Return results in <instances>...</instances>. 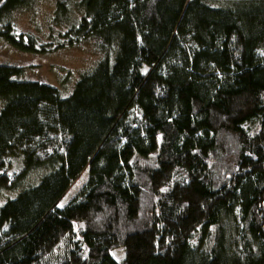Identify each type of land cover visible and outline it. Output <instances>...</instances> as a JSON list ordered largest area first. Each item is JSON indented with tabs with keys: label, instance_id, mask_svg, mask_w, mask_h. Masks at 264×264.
Returning <instances> with one entry per match:
<instances>
[{
	"label": "trees",
	"instance_id": "obj_1",
	"mask_svg": "<svg viewBox=\"0 0 264 264\" xmlns=\"http://www.w3.org/2000/svg\"><path fill=\"white\" fill-rule=\"evenodd\" d=\"M34 1L5 43L101 58L69 94L0 64V264H264V0H77L47 47L9 22Z\"/></svg>",
	"mask_w": 264,
	"mask_h": 264
},
{
	"label": "rangeland",
	"instance_id": "obj_2",
	"mask_svg": "<svg viewBox=\"0 0 264 264\" xmlns=\"http://www.w3.org/2000/svg\"><path fill=\"white\" fill-rule=\"evenodd\" d=\"M72 12L70 18L56 21V1L36 0L24 8H19L9 17V22L15 27L18 33H30L39 39L41 45L54 46L61 43L64 35L72 24L82 16V10L77 5V0H71ZM62 47H51L47 54L34 55L18 51L0 38V64L20 66L25 69L23 77L44 82L62 89L66 93H71L78 78L85 72L96 67L100 60V54L93 41H82L76 45H60ZM68 74V76L66 75ZM0 102V111L2 108ZM41 174L31 173L28 177L27 185L37 184ZM82 180H78L68 191L60 205L66 204L73 198L80 187ZM18 192V191H17ZM16 192H1L0 204L7 199L14 197ZM125 249H117L112 252L118 260L126 256Z\"/></svg>",
	"mask_w": 264,
	"mask_h": 264
}]
</instances>
